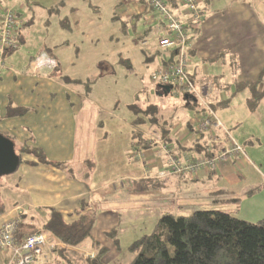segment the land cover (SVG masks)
<instances>
[{"label":"crops","instance_id":"crops-1","mask_svg":"<svg viewBox=\"0 0 264 264\" xmlns=\"http://www.w3.org/2000/svg\"><path fill=\"white\" fill-rule=\"evenodd\" d=\"M259 1L255 6L247 1L250 6L241 0H201L203 19L189 24V75L197 83L213 86L216 104L232 98L235 84L241 82L236 77L242 69L240 52L244 45L227 42L231 39L230 29L235 28L234 21L238 19L239 29L252 27L250 37L259 42L264 40V18L262 23L259 19V13L264 16V3ZM7 6L23 17L26 25L20 34V47L7 56L6 67L0 69V134L13 141L20 156L14 178L0 181L5 205L0 227L6 219L18 217V226L42 230L47 212L43 220L36 217L47 208H56L67 220L76 219L81 201L91 207L95 203L100 205L106 190L118 181L130 191L139 183L151 189L161 186L170 199L174 198V202L184 199L185 207L191 209L201 206L200 202L193 203L194 199L210 202L215 197L219 202L229 203L239 197L240 204L264 200V170L257 168L249 150L253 145L258 147L259 141L245 137V143L252 144L250 148L240 143L227 127V114L219 112L221 107L217 115L230 136L245 148V156L221 164L213 173L198 178L184 174L158 176L168 166L165 150L180 159L205 156L199 149L201 145L207 146L208 136L196 131L192 122L198 114L195 111L185 110L181 117L172 119L165 136L158 127L150 129L146 123L141 130L151 141V148H134L132 132L137 116L130 106L137 98L144 106L165 103L168 96L150 81V76L165 64L164 56L172 57V53L167 54L158 46L169 31L145 0H13ZM169 6L177 17L185 20L179 5ZM247 8L253 14L251 20L234 17ZM205 32L226 37L225 46L233 48L201 49L198 41ZM213 52L218 53L211 55ZM222 52L226 55L220 58ZM44 58L54 59L56 67L45 65ZM219 61L222 73L211 77L207 66ZM229 68L233 81L225 78ZM229 87L233 89L231 97ZM176 101L182 111L183 100ZM25 109L28 110L25 113L19 111ZM89 141L93 142L91 153L90 147L81 144ZM25 148L27 151L23 152ZM36 149L43 151L47 161L64 163L67 167L61 169L40 162L31 153ZM256 153L260 154L258 148ZM89 155L93 158V169L90 178L84 180ZM257 186L261 190L246 196L247 191ZM95 196H100V201ZM36 220L40 223L36 224ZM117 228L114 225L99 231L107 236ZM51 253L46 251L38 264L54 263L58 255ZM94 254V249L81 246L68 247L66 253L75 263L77 257L87 259ZM4 257L0 250V264Z\"/></svg>","mask_w":264,"mask_h":264},{"label":"trees","instance_id":"trees-1","mask_svg":"<svg viewBox=\"0 0 264 264\" xmlns=\"http://www.w3.org/2000/svg\"><path fill=\"white\" fill-rule=\"evenodd\" d=\"M167 2L173 7L178 6L177 0H167ZM225 55L226 53L222 52L219 57L223 58ZM92 82V80L89 82V89ZM157 86L160 87V85ZM235 89L233 96L247 91V107L252 112L256 111L264 99V68L257 80L238 82L235 84ZM167 96L174 97L172 92ZM182 100L184 105L181 111L178 105L175 106L172 102L169 106L166 102L163 105L144 106L140 103V98H137V102L130 106L137 116L132 132L134 148L142 150L151 148V141L145 138L141 130L146 123L150 124V129L154 125L158 127L165 136L169 134L171 126L169 122L172 119L181 117L185 110L195 111V113L201 111L199 101L186 100L184 97ZM231 100L232 98H229L220 104L214 101L213 109L218 111L219 107L228 108ZM177 108L180 111L178 113H176ZM19 111L25 113L28 110ZM207 148L208 146L201 145L199 150L204 151L205 157L211 158L213 154L206 152ZM24 151L27 149L25 148ZM31 153L45 164L61 169L67 167L64 163L47 161L43 151L39 149L32 150ZM92 169L90 173L86 170L83 174L84 180L88 179L87 177L90 178ZM144 186L147 185L144 183ZM259 190L261 186L247 191L246 196L254 195ZM230 201L240 203L241 199L234 197ZM90 207L89 203L81 201L80 210L76 212L78 218L70 220H67L56 208H49L42 230L36 231L31 228L30 231L33 233L30 234L43 231L54 237L58 243L63 244V247L53 248L58 259L54 263L46 264H76L66 255L68 247H80L87 240H91L96 254L94 258H87L86 264H108L106 258L111 248L95 240L93 234L97 226L98 213L95 207L88 210ZM4 213L5 205L1 199L0 187V215ZM25 227L23 224L18 226L16 237L19 241H22L28 233ZM108 235L116 238L117 233L112 231ZM130 251L135 254L130 264H264V218L250 222L237 218L234 213L221 210L198 209L189 215L167 212L159 219L154 231L136 241L130 247Z\"/></svg>","mask_w":264,"mask_h":264},{"label":"rangeland","instance_id":"rangeland-1","mask_svg":"<svg viewBox=\"0 0 264 264\" xmlns=\"http://www.w3.org/2000/svg\"><path fill=\"white\" fill-rule=\"evenodd\" d=\"M247 1H252L253 5L255 6L258 0H241V3L243 2L247 5L252 6V4H249L250 2L247 3ZM260 2L264 3V0H260L258 3ZM249 8H247L248 11L244 10L237 14H234V17L239 16L244 20H248V21L251 20L253 14L250 13ZM233 13L234 12H231L230 16H232ZM242 13H247V14H245V16L243 17ZM259 15H258L259 19H261L260 21L262 23L263 22L262 17L264 18V16L261 13H259ZM238 22H239L238 19H236L234 21L235 28L232 27L230 29L231 39L229 41H227L226 37L223 38L222 35L220 37H218L217 35L213 36V33L215 34L216 32L213 33L205 32V34L203 35V39L199 40L198 42L200 48L201 49L204 48V50L206 51H217L220 48H225V50L232 49L233 47L231 46H225L227 42H231L230 45L236 42L240 43V45L241 44L244 45L243 49L240 52V55L242 56L241 57L242 69L240 71V74H238L236 78L241 82L255 81L257 80L262 69L264 68V40L259 42V40L256 37H250L248 34L253 32V28L250 27L246 30L239 29ZM242 23H244V21ZM262 24L264 26V23ZM262 31L264 32V28ZM216 53L218 52H213V54L211 55H215ZM222 66H223L222 61L208 65L207 69L210 71L209 75L217 76L221 74L223 70ZM230 72L231 69L229 68V70L225 74V78H227V80L229 78L231 81H233L232 80L233 76L232 74H229ZM232 91L233 89L231 87H229V89L227 90L230 97L232 96ZM246 96H247V91L242 92L237 96H233L230 106L226 109L221 108L219 112L223 111L225 115L227 114L228 120L226 121L229 122L227 123V127L230 129L232 135L240 143L250 148V145L252 146V144L250 145L246 144L245 143L246 140L250 141V139L252 140L256 139L257 141H259L258 147L253 145L249 150H251L252 152L257 168L264 170V99L259 105L258 109L252 112L247 107ZM176 100L177 99H174L172 96H168V99H166L165 102L167 103V106H169L170 102L174 103L175 106H177ZM178 111L179 109L177 108L176 113ZM220 114L222 115V113ZM245 137H247L246 140ZM81 144L84 145L85 147H90L89 152L90 153L92 152V146H93L92 141L81 142ZM257 148L260 153L258 155L256 153ZM184 158L189 159L188 156H185L182 159ZM200 158H205V156H200L194 160L191 159L189 160L193 162ZM87 161L88 164H86L87 166L85 167V170L89 171L88 173H90V170L92 169V166L90 165L93 162V158H91L90 156V158H88ZM167 161H168V156H167ZM169 168H170V163H168L167 172ZM164 171H166V169L163 170L162 172ZM161 173H159L158 175L160 178H165L169 175H179V174L167 173L165 176H162ZM14 174L0 178V181L3 182L5 180L7 181L11 180L12 178H14L12 177L14 176ZM184 175L190 176L191 178L197 177L194 175H190L188 173H185ZM87 178L89 179V177ZM90 184L93 185L94 183L90 181ZM90 187L92 188V186ZM116 188L118 189L116 190ZM167 189L170 190L169 188ZM104 196H105V200L103 203H101L100 205L95 203L96 204L95 208H97V213H98L97 215L98 220L95 229L96 231H94L93 236L95 240L97 239L103 245H107L111 248L106 258V262L108 264H130L135 257V254L131 253L130 247L136 241L140 240L144 236L151 234L154 231L159 219L167 212H172L177 215L179 214L189 215L193 211L198 209L221 210L227 213H234V215L237 218L247 220L250 222H256L264 218V211L262 212L264 207V200L259 201V198L256 199V201L255 199L252 201V202L255 201V203L241 202V204L235 201H231V202L229 201V203H225L222 201L219 202L218 200L220 199H215V197L213 199H210V202H208L207 200L194 199L192 202L193 203L200 202L201 206H196L191 209V207L190 208L185 207L184 199H180V200L177 199L176 202H174V198L170 199L169 198L170 194H167L166 190L161 186L155 189H151L139 183V185L135 186L134 190L130 191L128 189H125L119 181L111 185V187H109L106 190V193H104ZM218 196L220 195L218 194ZM99 197L95 196V198H98L100 201ZM261 203L263 204L262 207L260 205ZM48 209L49 208L45 209V212H43L44 214H40L39 212L37 215L38 217L36 218H40L41 220H43L45 213L47 212ZM34 215H36V213ZM35 223L39 224L40 221L36 220ZM114 225L118 227L116 231L117 233L116 238L112 237L111 235L103 236L102 231H99L101 229L109 230V228L114 227ZM27 229L29 231L28 232L29 234L33 233V231H30V228ZM49 238H50V242L52 243V246H50L47 249V253L52 252L51 254H53V248L56 244V240L51 237ZM81 247L87 248L90 251L93 250L91 240L85 241V243ZM93 256L95 257V254ZM4 260L5 259H3V261ZM46 260L49 261L48 258H46ZM75 260H76V264H86L84 262L86 259L83 258L80 259V257L79 258L77 257L75 258ZM3 261L1 262L3 263Z\"/></svg>","mask_w":264,"mask_h":264},{"label":"built area","instance_id":"built-area-1","mask_svg":"<svg viewBox=\"0 0 264 264\" xmlns=\"http://www.w3.org/2000/svg\"><path fill=\"white\" fill-rule=\"evenodd\" d=\"M11 1L13 0H0V69L6 67L7 56L20 47V34L26 25V20L7 6ZM145 1L153 11V15L161 18L169 31L168 37L159 40V48L165 53H173L170 58L164 56L165 64L152 72L150 81L155 85L173 86L172 94L176 99L191 95L199 101L201 111L192 122L198 134L208 136L207 150L213 154L211 158H200L192 162L187 158L180 159L169 150H165L170 168L161 175L188 173L198 178L213 173L221 164L245 156V148L225 130L217 112L213 109L215 101L213 86L207 82L197 83L188 72V51L191 47L188 27L190 23L203 19L200 10L201 0L178 1L181 15L185 20L172 12L167 0ZM43 61L51 68L56 67L54 59L44 58ZM18 220V217L6 219L0 227V250L5 255L2 264H37L52 246L49 237H54L42 231L26 235L22 241H19L16 237ZM55 246L63 247V244L56 241ZM92 257L94 258L93 255Z\"/></svg>","mask_w":264,"mask_h":264},{"label":"water","instance_id":"water-1","mask_svg":"<svg viewBox=\"0 0 264 264\" xmlns=\"http://www.w3.org/2000/svg\"><path fill=\"white\" fill-rule=\"evenodd\" d=\"M166 95L172 92L173 86L160 85ZM186 100L196 102V98L185 95ZM20 166V156L16 153L15 145L9 138L0 134V178L16 173Z\"/></svg>","mask_w":264,"mask_h":264}]
</instances>
